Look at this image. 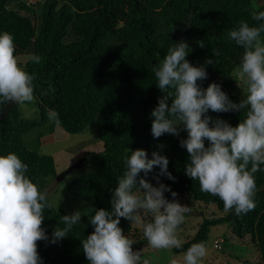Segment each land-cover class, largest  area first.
I'll list each match as a JSON object with an SVG mask.
<instances>
[{"label": "trees", "instance_id": "obj_1", "mask_svg": "<svg viewBox=\"0 0 264 264\" xmlns=\"http://www.w3.org/2000/svg\"><path fill=\"white\" fill-rule=\"evenodd\" d=\"M11 1L0 0V33L13 34L17 57H42L40 64L27 59L21 65L35 76L34 97L39 113L36 120L23 119L19 103H14L0 121V155L18 154L29 165L27 175L44 191L48 181L58 175L55 162L36 150L42 133L36 134L34 149L26 135L45 126L51 110L58 113L60 127L68 134L80 133L95 123L102 150L86 156L92 161L91 170L71 181L67 190L95 209L111 210L112 192L125 170L126 150L143 149L151 158V153L161 151L157 146L163 144L161 154L168 157V171L175 181L161 177V182L178 194V201L184 198V205H214L218 211L203 218L194 236L181 242V248H172V253L181 254L193 243L206 244L212 227L227 224L235 238L250 239L259 257L256 264H264V171L255 174V209L239 216L233 211L225 213L218 197L203 193L198 181L185 175L189 154L180 147L179 140L187 133L182 131L179 138L165 134L154 139L150 119L162 96L155 86L152 67L180 41L189 45L187 59L194 66L204 65L206 58L215 59V65L206 66L208 79L199 82L202 88L215 82L233 102L241 100L235 94L233 69L243 49L230 41L227 33L241 19L253 25L259 23L250 17L255 8L252 0H20L17 6H11ZM32 2L37 10L27 13L30 10L26 3ZM255 10L264 11V5ZM212 49L220 55L214 58ZM171 102L169 99V105ZM7 103L0 102V113ZM208 115L236 126L242 113L210 110ZM159 171L157 167L148 176L153 186H158L153 176ZM165 197L172 199L169 192ZM63 215L67 214L52 205L45 209L42 227L49 241ZM119 226L134 241V250L147 243L142 230H133L128 220L122 218ZM93 230L88 217L83 216L62 241H39L43 264H89L81 240Z\"/></svg>", "mask_w": 264, "mask_h": 264}, {"label": "clouds", "instance_id": "obj_2", "mask_svg": "<svg viewBox=\"0 0 264 264\" xmlns=\"http://www.w3.org/2000/svg\"><path fill=\"white\" fill-rule=\"evenodd\" d=\"M250 17L259 23L241 19L227 33L228 39L243 49L233 69L238 86L244 85L239 102H233L218 83L201 87L199 82L208 79L206 66L215 65V59L206 58L204 65L194 66L187 59L190 47L185 41L169 47L152 67L162 96L150 113L151 135L154 139L165 134L179 138L186 132L187 137L179 140L189 154L185 175L198 181L203 193L218 197L225 213L233 211L238 216L255 209V174L264 171V11L253 8ZM14 40L10 32L0 33V102L25 104L34 99L35 76L20 65ZM212 55L218 57L220 52L212 49ZM27 59L40 64L42 57L30 54ZM210 110L242 115L232 126L226 120L213 119ZM49 119L60 126L55 110L50 111ZM157 147L162 151L165 145ZM161 151H153L149 158L143 149L128 148L125 170L112 192L111 210L88 208L60 216L50 241L42 227L45 209L51 208L48 193L27 175L29 165L18 154L0 155V264H43L38 242L62 241L84 215L94 229L81 240L89 264H150L144 248L134 250V241L119 226L122 218L140 227L148 247L181 248L177 229L190 209L161 182V177L175 181L168 171L169 159ZM157 167L160 171L153 179L158 186H153L148 176ZM166 192L171 193V200L165 197ZM205 255V244L193 243L169 264H200Z\"/></svg>", "mask_w": 264, "mask_h": 264}, {"label": "rangeland", "instance_id": "obj_3", "mask_svg": "<svg viewBox=\"0 0 264 264\" xmlns=\"http://www.w3.org/2000/svg\"><path fill=\"white\" fill-rule=\"evenodd\" d=\"M19 2L20 0H12L11 6L20 5ZM252 4L255 8H258L264 5V0H252ZM26 6L30 10L27 13H32L33 11H35L37 4L35 5L34 2L26 3ZM27 56L28 55L18 57L20 65H23L27 61ZM243 88V83H239V86L237 84L235 94L240 99L243 96ZM19 112L21 118L23 119H38L39 111L36 98L34 97V99L29 103L19 104ZM38 133H42L43 135L40 139V146L36 147V150L40 155H49L53 157L55 165L57 164L58 175L67 170L70 166L78 163V161L83 160L81 166L74 169L70 174L66 175L64 179L57 181L55 178L48 181V184L46 185L44 191L48 193V200L52 207L65 212L67 215H70L77 210L83 213L86 209L93 208L83 200L71 195L67 190V186L71 181L87 174L91 170L92 161L87 158L88 154L92 152H99L102 150V142H100L96 134V124L92 123L80 133L68 134L63 131L60 126L57 128L54 120L49 119L48 123L45 126L40 128L39 130L30 132L26 135V138L24 137L27 142L31 141L30 144L33 149L35 148V137ZM67 163H69L70 165H68ZM179 202L184 205L185 199L182 198L181 200H179ZM184 222L186 223L185 228L182 230L177 229V236L181 240V242L187 241L192 236H194V234L191 233V225H193V222L188 219L184 220ZM129 223L131 225L130 221ZM225 225L227 224H223V229L225 228ZM137 227L139 226H131L133 230H138L136 229ZM217 234L218 236H221L225 242L222 240L220 248L214 249L213 256L227 255L230 249H232V251L236 253V255H233V257L238 260L237 262L232 261V264H256L257 262H259V257L256 250H254L252 255L248 256L246 247H237L235 245L232 246L229 236L225 233H222L221 230H219ZM211 239L212 236L210 234L208 235L207 241H209L210 243ZM238 243L242 244L243 242L238 241ZM147 244L148 242L145 243V245H143L142 247H139L137 250L145 248ZM203 261L204 259L200 261V264Z\"/></svg>", "mask_w": 264, "mask_h": 264}, {"label": "crops", "instance_id": "obj_4", "mask_svg": "<svg viewBox=\"0 0 264 264\" xmlns=\"http://www.w3.org/2000/svg\"><path fill=\"white\" fill-rule=\"evenodd\" d=\"M67 164L70 165L69 163H67ZM55 166H56V171H57V164ZM189 209L190 210H189V212L186 213L184 220L188 219V220H191L193 222V225H191V233L192 234L196 233L197 227L199 226V224L201 223L203 218H207L213 214L218 213V211L214 205H204L201 203H196L195 205L192 204L191 206H189ZM185 224L186 223L183 221L182 226L178 227V229L179 230L184 229ZM222 226H223V224L218 225V226H214L210 229L209 235L211 234L212 239H211L210 243H209V241H207V243L205 244L206 255L202 258V259H204V261L201 264H205V263L206 264H221V263L222 264H232V261L233 262L238 261L233 257V255H236V253L233 252L232 249H230V251L228 252L227 255L213 256V252H214L213 241L217 238H220L223 240V238L221 236H218V234H217L219 230H221L222 233H225L226 235L229 236L230 243L232 246L235 245L237 247H246L247 251H248V256L252 255L254 250H256L249 238L239 240L231 234L227 225H225L224 229ZM136 229H140V227H137ZM238 241L239 242L241 241L243 243L240 244V243H238ZM232 246H231V248H232ZM144 250L145 251H144L143 255L145 258H148L150 260V264H169V261L171 258H174V257L179 258L180 257V254L175 255L174 253H172V249L156 250V249H152V248L148 247V244L144 248ZM146 250H149V251H146Z\"/></svg>", "mask_w": 264, "mask_h": 264}, {"label": "water", "instance_id": "obj_5", "mask_svg": "<svg viewBox=\"0 0 264 264\" xmlns=\"http://www.w3.org/2000/svg\"><path fill=\"white\" fill-rule=\"evenodd\" d=\"M14 103L13 102H8L7 105L5 106V108L1 111L0 113V121L2 119H4L8 113L14 108ZM83 160L78 161V163H76L75 165L70 166L67 170H65L64 172L60 173L59 175L56 176V180L60 181L62 179H64V177L68 174H70L74 169L79 168L82 164Z\"/></svg>", "mask_w": 264, "mask_h": 264}, {"label": "built area", "instance_id": "obj_6", "mask_svg": "<svg viewBox=\"0 0 264 264\" xmlns=\"http://www.w3.org/2000/svg\"><path fill=\"white\" fill-rule=\"evenodd\" d=\"M221 243H222V239H215V240L213 241V248H214V249H219L220 246H221Z\"/></svg>", "mask_w": 264, "mask_h": 264}]
</instances>
